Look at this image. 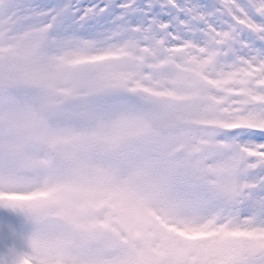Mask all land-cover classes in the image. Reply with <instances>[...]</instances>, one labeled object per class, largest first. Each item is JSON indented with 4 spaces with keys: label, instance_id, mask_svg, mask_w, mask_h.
Returning <instances> with one entry per match:
<instances>
[{
    "label": "rangeland",
    "instance_id": "rangeland-1",
    "mask_svg": "<svg viewBox=\"0 0 264 264\" xmlns=\"http://www.w3.org/2000/svg\"><path fill=\"white\" fill-rule=\"evenodd\" d=\"M12 3L0 0L14 80L0 91V207L25 224L21 264H264V145L228 135L264 131V96L55 37ZM65 141L61 165L49 146Z\"/></svg>",
    "mask_w": 264,
    "mask_h": 264
},
{
    "label": "snow or ice",
    "instance_id": "snow-or-ice-1",
    "mask_svg": "<svg viewBox=\"0 0 264 264\" xmlns=\"http://www.w3.org/2000/svg\"><path fill=\"white\" fill-rule=\"evenodd\" d=\"M10 11L51 25L55 37L174 62L233 92L264 96V0H13ZM228 135L264 145V131ZM25 231L15 209L0 207V264H21Z\"/></svg>",
    "mask_w": 264,
    "mask_h": 264
},
{
    "label": "water",
    "instance_id": "water-1",
    "mask_svg": "<svg viewBox=\"0 0 264 264\" xmlns=\"http://www.w3.org/2000/svg\"><path fill=\"white\" fill-rule=\"evenodd\" d=\"M5 73L6 70L4 66L0 64V89L10 88V80L6 77ZM65 146V144H55L52 147V152L55 154V157L58 161H64Z\"/></svg>",
    "mask_w": 264,
    "mask_h": 264
}]
</instances>
